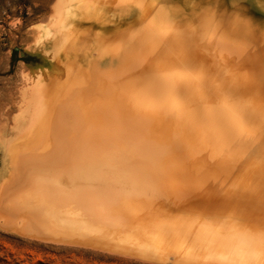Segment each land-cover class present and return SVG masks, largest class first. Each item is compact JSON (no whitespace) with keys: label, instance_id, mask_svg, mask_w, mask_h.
Here are the masks:
<instances>
[{"label":"bare ground","instance_id":"obj_1","mask_svg":"<svg viewBox=\"0 0 264 264\" xmlns=\"http://www.w3.org/2000/svg\"><path fill=\"white\" fill-rule=\"evenodd\" d=\"M255 2L264 10V0ZM242 10L218 0H55L52 24L35 40L45 67L26 87L33 121L25 136L35 142L51 136L45 143L60 146L39 149L49 159L67 156L65 170L41 176L25 169L21 176L17 169L1 211L27 232L110 243L153 260L264 264V21L251 25ZM177 28L195 43L186 44ZM201 41L217 51L205 61L196 50ZM229 48L249 65L236 77L214 62L216 56L228 62ZM163 50L188 57L196 70L183 74L171 65V80L158 59H147ZM148 65L156 67L152 74ZM147 66L158 77L148 76ZM216 73L227 78L228 90H239L237 98L220 91ZM165 87L175 92L161 93ZM97 89H105L109 108L89 92ZM59 97L74 112L64 130L51 123ZM36 102L43 105L39 118ZM245 164L255 168L251 174ZM167 171L192 178V186L177 187ZM203 184L214 189L212 199ZM231 190L248 194L237 200Z\"/></svg>","mask_w":264,"mask_h":264},{"label":"rangeland","instance_id":"obj_2","mask_svg":"<svg viewBox=\"0 0 264 264\" xmlns=\"http://www.w3.org/2000/svg\"><path fill=\"white\" fill-rule=\"evenodd\" d=\"M54 2L55 0H0V193H1L0 201L5 196L4 195L5 193L7 195L8 193L15 191V184L12 183L14 182L12 180L16 175L18 176V173L19 175L22 176V174L20 173L25 174L28 171H32L36 175L40 174L42 176V175H45L44 174L45 171L47 173L51 171H52L51 173H56V172L60 173L65 170V167H64L66 163L65 157L67 156L65 155L62 156L61 153H59V155L58 154L56 155L58 157L57 159L55 157V154L53 153V157L49 159L47 158L48 155L45 154L46 149L44 150L39 149V148H44L46 146L48 149L50 148L51 150L52 148L60 146V144H57V143H54L51 145L45 143V141L47 142L51 138V136L46 135V136L39 138L40 142H35L34 140L35 137L33 136H31L30 139H29L30 135H28V137L25 136L27 135L26 133L27 131H29V129H31L32 131V128L30 125H32V121H33L32 111L29 109L28 105L26 104V100H27L25 98L27 95L26 87L30 86L32 77L36 74V72L40 68L45 67L40 62V53L35 50V40L38 38V36L45 34V28H49L48 26L52 24L53 13H54ZM237 4L239 5V8L243 9L242 11L245 13V17H247L248 22L251 25L259 23V21H262V20L264 21V10L257 5L255 0H229V2L226 5V8L229 9V11H231L234 7L237 8ZM173 17L172 18L175 20H177L178 18V16L177 17L173 16ZM179 28H177L178 34L180 33L179 35L182 34V36L186 35L187 37L185 36L184 39L189 40L190 36H188L183 31L181 32ZM198 30L199 31L201 30L200 27H198ZM197 35H195V37ZM250 36H251L250 43L252 44L254 43L256 39V33H252ZM190 43L194 44L195 40L194 41L189 40L188 42H186V44H190ZM199 43H200L199 47L196 48V50L199 52V58L202 61L206 60L207 56H205V54L207 52L209 53V51H212V52L217 53L215 48H210V46L205 48L203 41ZM170 44L177 45V42L170 40ZM213 44L214 46H217L219 42H215ZM186 47L187 46H184V49H186ZM189 47L187 49L191 48ZM231 49L232 51L234 50V48H229V50H227L228 52L225 50L226 53L232 52ZM186 51L188 52L189 50H186ZM155 53L156 55L154 56H151V55L147 56V59L148 57L150 58L151 61L158 59L160 61L159 62L157 60V62L160 65V67L158 68L164 69L167 72L165 74L170 76L169 78H171V80L175 79L174 78L175 73H173L172 70H170L172 69L173 66L177 67L178 71L183 70L181 71L183 72V74L190 72L191 68L193 70H196V66L189 62L188 57L182 56V60H181V56L179 57H176L173 55L167 56L165 50L160 51V52L155 51ZM157 55H159V58L157 57ZM186 58L188 61L186 60ZM177 59L179 60L177 61ZM150 60L148 59V61ZM227 60L228 62L223 63L222 58L220 56L218 57L216 56V59H214V62L218 64L220 67L226 68L228 70V74H231L233 77H236V75L237 76L239 75L238 70L240 66H245V68L249 67V65L242 64L243 62L239 60V58L233 52L231 54H228ZM238 60L241 61L242 65L240 63L238 64L237 62ZM172 63H175V64H172ZM183 63L185 64L183 65ZM148 66L146 68V74L148 73L147 75L150 76V73L152 72V68L154 66L152 68L149 66L150 70ZM182 67L185 69H183ZM186 67H188L187 68L188 71ZM148 70L150 71V73ZM153 71L155 73H153V75H151L152 77L151 76L150 77L152 79H155L156 77H158V75L154 69ZM191 72H194V71H191ZM147 75L146 77H148ZM214 75L213 76L217 78L216 81L220 85V91H226V92L228 91L229 93L234 95L232 96L230 94L229 96L230 98L232 99L237 98L235 97L236 95L235 93L239 92V90L238 89L234 90V87L228 90L229 83H227L228 82L227 78L224 77L221 73L220 74L216 73ZM150 77H148L147 80L151 79ZM151 80L148 82H152ZM201 81L202 83L205 84V81L203 80ZM168 82H170V80ZM170 90H173V89L170 87L169 88L165 87V89L164 88L160 89V92L162 93L164 91L163 94L165 93V95L173 94V92H175L174 90L170 92ZM99 91L101 92V94ZM185 91L187 93L189 92V94L191 92L189 89H185ZM210 91H213V90H211L210 88L204 89V92H207L208 95L211 94ZM89 92L92 93L91 95L95 94L97 99H100L102 97V100L101 99L100 100L103 102H101L100 107L104 106L106 108H109V105L104 104V102L107 100L106 98L108 97L105 89L104 90L103 89L102 90L101 89L92 90V92L90 90ZM59 99L60 101L57 104L52 105V110L54 112H53V118L51 119V123L53 124L58 123L57 127L59 125H63V128H60V129L64 130L65 129L64 127L66 126V124H69V122L71 123V120H70L71 117L69 118V114L73 115L74 112L69 110L70 107H66V106L59 104L64 100V97H59ZM188 100L195 102L196 100L199 101V98L195 96L194 97L189 96ZM50 108H51V105L49 106V109ZM33 109L35 113L37 112L36 118H39L44 113V111H42L43 105L38 102L34 104ZM151 120H153V118ZM147 131H149V128L147 129ZM28 140L30 141V144L29 142H27ZM10 150L12 153L14 151L13 153L14 155L16 154L13 160L11 159L12 155L10 154ZM15 150H16V153H15ZM9 154L11 157L9 156ZM60 155H61V158H60ZM16 158H18V160ZM30 161L31 163L33 162L37 163L35 165L36 167L34 166L35 168L28 169V168H31ZM16 163L18 165H16ZM47 163H49V165ZM59 164H61L62 166H60ZM248 165L250 164L248 163ZM50 167L52 168L50 169ZM244 167L246 168L247 172L250 171V169L252 171L255 169L253 168V166H251L250 168V166H247L246 164L244 165ZM224 168H225V171H228V173H232L233 172L232 170L234 169L232 168V165L230 164H225ZM25 169L28 171H26ZM16 170L18 171V173ZM43 170L44 172H42ZM12 171L13 172L15 171V172L13 173ZM228 173L225 172V174H227L226 177H229ZM168 174L170 175V177L176 178L175 179L176 181L174 183L175 185H177V187H181V189L182 187L183 189L184 188L189 189L188 187L192 186L191 185L192 178L189 177L190 179V182H189L188 179H187L188 181H186L185 179L186 176L184 177L183 174L176 175L173 173L171 174L169 173V171H167L165 176H169ZM180 178L181 179L183 178V179L181 180ZM178 179H180V181H178ZM225 182H228V181L225 180ZM95 184L96 185H94V187H101L97 183ZM205 185H208L207 186L208 190L206 191L207 192L206 194L207 195L212 194L211 195L212 197L207 196V198L212 199L214 197L215 191L212 187L209 189V187L211 186L210 184H203L202 185L203 188L205 187ZM209 190L211 192L210 194H209ZM231 192H232L233 199H237V200L241 199L245 194H248L247 191L245 192L241 191V193L240 192L234 193L233 190H231ZM4 213L5 212L4 211L2 212L0 208V264H180V263H176L175 261L172 262L171 258H169V260H163V261L159 259L156 260V258L155 260H153L154 257L147 258L138 253L123 252L120 248H118V246H115L110 243H96V244L88 243V242L78 243L75 240L66 239L64 237L62 238L61 235L57 234L58 235L57 236L55 235L56 233L49 234L46 231H45L46 233L44 232L36 233L32 231L27 232V230L23 228V225H21L20 219L9 217L8 215H5L6 213L5 214ZM44 234L47 236H45Z\"/></svg>","mask_w":264,"mask_h":264},{"label":"crops","instance_id":"obj_3","mask_svg":"<svg viewBox=\"0 0 264 264\" xmlns=\"http://www.w3.org/2000/svg\"><path fill=\"white\" fill-rule=\"evenodd\" d=\"M218 1H221V2L223 1L225 3V5H227V3L229 2V0H218Z\"/></svg>","mask_w":264,"mask_h":264},{"label":"water","instance_id":"obj_4","mask_svg":"<svg viewBox=\"0 0 264 264\" xmlns=\"http://www.w3.org/2000/svg\"><path fill=\"white\" fill-rule=\"evenodd\" d=\"M37 56V55H36Z\"/></svg>","mask_w":264,"mask_h":264}]
</instances>
